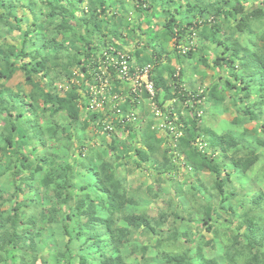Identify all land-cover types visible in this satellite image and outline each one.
<instances>
[{"label": "trees", "instance_id": "16d2710c", "mask_svg": "<svg viewBox=\"0 0 264 264\" xmlns=\"http://www.w3.org/2000/svg\"><path fill=\"white\" fill-rule=\"evenodd\" d=\"M124 1L0 0V177L9 176L12 189L6 199L0 190V264H47L44 254L48 251H52L54 264H132L122 255L126 247L141 260L135 264L153 261L145 258L150 247L154 259L159 256V264H198L195 254H191V245L196 255L204 259L202 264H264V190L257 192L248 204L240 197L237 214L233 208L223 206L237 194L225 188L229 175L221 177L225 167L233 165L238 173L264 180V164L254 150L237 155L238 147H245V131L240 136L217 133L200 124L202 118L197 116L202 109L197 102L204 99L206 103L222 105L225 112L232 110L233 124L249 121L254 124V133L264 135V34L248 45L228 42L237 34L252 35L254 25L264 24V0L250 6H245L247 0H178V6L175 0H129L144 21L151 23L158 16L164 19L161 24L154 22V28L147 26L142 31L147 37L145 41L137 38L133 28L129 29L130 35L139 40L134 65H153L149 79L155 94L150 101L157 104L164 117L168 112L166 121L181 132L174 151L194 174L204 170L210 174L220 198L217 207L207 200L196 206L194 202L202 191L193 185L188 194L191 203L186 208L177 209L171 198L164 200V207L153 215L149 211L128 212L126 206L136 207L142 198L160 199L164 197L162 191L138 188L129 192L121 171L131 159L136 167L148 164L157 179L164 174L171 176L177 169L173 158L167 155L168 146L161 150L164 141L153 130V122L132 126L124 120V112L134 107L136 98L133 102L127 98L120 105L123 129L131 132V138L136 135L138 147L118 141L117 133L108 135L110 132L103 131L98 118L105 116L86 112L91 87L97 85L91 70L99 65L94 53L104 46L100 39L122 38L116 15L108 11ZM169 3H174L173 7ZM20 10L29 15L26 24L19 16ZM127 14L128 10L123 8L120 23L128 25ZM14 32L21 40L18 48L6 41V35ZM192 35L212 48H190L180 54L177 46ZM172 41L174 47L169 56L166 45ZM69 47L73 51L67 53ZM213 50L219 53L208 61L206 55ZM164 55L167 58L161 64ZM61 57L66 58L64 63L60 62ZM172 57L176 67L170 64ZM189 59L204 70L212 65L217 71L218 79L200 95L182 87L184 63ZM108 70L115 76L117 67L108 66ZM18 72L24 76V86L30 87L28 93L22 87L13 90L6 86ZM220 73L224 75L220 77ZM37 77L47 81L40 85ZM113 78L115 89L111 94L136 97L128 87L123 94L118 91L123 84ZM58 83L67 86L62 95L56 90ZM140 96L150 98L145 91ZM168 101L169 105L177 101L188 103L185 117L178 106L171 110L163 108ZM82 109L86 111L82 113ZM106 114L110 115L108 111ZM93 124L104 149L98 152L88 148L82 153L80 148L74 157L76 132H71V127L84 131ZM105 137L110 138L109 142H104ZM198 143L205 145L210 154L198 150ZM255 143L264 148L263 138ZM63 148L70 151L72 158L56 164L53 153ZM246 188L251 190V186ZM173 191L178 203L184 205L183 197L187 194L178 187ZM25 192L33 196L32 203L18 201ZM45 199L49 202L46 208ZM5 201L11 203L9 212L1 210ZM218 211L228 218L220 217ZM195 223L197 227L192 232ZM58 225L59 228H52ZM54 230L57 236L62 230L66 239L59 248H54L52 242ZM202 232L212 238L206 240ZM136 233L145 237V245L133 244ZM152 240L154 244L150 243ZM216 249L218 257L204 258Z\"/></svg>", "mask_w": 264, "mask_h": 264}, {"label": "rangeland", "instance_id": "374dc122", "mask_svg": "<svg viewBox=\"0 0 264 264\" xmlns=\"http://www.w3.org/2000/svg\"><path fill=\"white\" fill-rule=\"evenodd\" d=\"M248 2L246 3L245 6H250V5H258L260 2L263 0H247ZM176 4L178 6V0H175ZM174 3H169V6L173 7ZM123 8L128 10V14L126 16V23H120V16H121V10L123 11ZM135 5L129 1L126 0L124 1V4H116L111 10L108 11V13L115 14V23L117 24V27L119 28L120 35L122 38L120 40H113L109 36L101 37L100 42L104 43V46L102 48L97 49V51L94 53V59L98 62V67L97 69L95 68L96 72L91 70V73L93 74V78H96L97 80V85H92L91 90H92V97L91 101L89 102V105L86 107L87 111L85 109H82V113H84V110L87 112V114H91L93 112H99L101 116H105L103 119L98 118V121L101 120V125L102 126H110L112 129L108 135L115 134L117 133V138L118 141L120 142H125L127 145H132V146H138L139 143L137 141L136 135L134 138H131V132L127 131L126 129H123V123L125 122L124 120L127 121V123L131 124L132 126H135L138 123H141V126L146 124V122H153L152 128L153 130H156L159 134V136L162 138L164 141L163 144L161 145V150L167 149V146L169 148L168 150V157L173 158V162L177 166V169L175 172L170 176L168 174H164L161 177L158 178V175L153 172V169L150 168L148 164H143L141 166H134L133 165V160L131 159L129 161V165H127L124 168H121L122 174L125 175V186L128 189L129 192L134 190L133 192L136 191V189L141 188V189H148V188H153L155 189H160L164 197H161L160 199L153 200V199H143L142 201L138 199V205L136 207L133 206H126V209L128 212H133V213H140L144 211H149L150 215L156 214L158 210L164 207V200H170L171 198L174 200L176 203L177 209L186 208L189 203H191L189 197L190 195V188L195 185L198 186L199 189H201L202 194H200L199 197H196L198 199L195 200L194 204L196 206L204 204V201L207 200L210 203H212L213 206H219L220 204V198L217 195V192L214 188V185L211 180L210 174L204 170L200 174H194L193 171L186 165H184L183 160L181 156L178 155L176 151H174L175 147V141L176 138L178 137L177 135H180L181 132L178 131V127L171 126V122H167L166 117H168V112L166 117L161 115V113L156 116L155 113L153 112L152 104L149 99L141 98L137 96L133 97L130 94L126 93L123 94V90L128 86L126 83L123 84L122 87L118 88V91L120 90L121 94L118 93H110L113 89H115L114 84H112V81L114 80L110 71L107 69L108 66L111 64H114V62L117 60L119 56H122L123 58H128L130 59V63H134V51L137 46V42L139 40H136L135 37H132L130 35V30L133 28L135 30V33L137 34V38L145 41L147 37L145 35L143 36L144 30L147 29V26H152L153 28L155 27L154 22L161 24L163 22V17L158 16L156 19L152 20L151 23L149 21H144L142 15L140 16L139 12H135L134 10ZM24 11H19V16H21L22 22L24 24L27 23L29 19V15L26 13H23ZM79 16V14H77ZM153 23V24H152ZM160 28V27H159ZM254 33L252 35H240L237 34L235 35L232 39H229L228 42L232 41H238L241 45H248L250 41L255 42L258 40V38L264 34V24L262 26H257L254 25ZM258 28V29H257ZM18 33L14 32L12 34H7L6 35V41L13 47L18 48L20 46V39L17 38ZM207 46V47H206ZM138 47V46H137ZM174 47V42H170L166 45V52H168L169 56L171 55L172 48ZM179 53L180 54H185L190 48L200 50L203 48H209V45L202 44L199 42V40L196 39L194 35L192 36H186L183 41L179 43L177 46ZM210 48H212L210 46ZM209 48V49H210ZM205 50V49H204ZM72 48L69 47L67 50V53L72 52ZM211 52L210 54L206 55V58L208 61H210L213 56L216 53H219V51ZM146 52L150 53V49H146ZM198 53V51H197ZM198 55H201V53H198ZM167 55L163 56V60L161 61V64L164 63L166 60ZM66 58L61 57L60 62H65ZM170 64L172 66H177L175 58H171ZM194 60L189 59L186 60L184 63V75L182 77V87L184 90L187 92H192V91H197V94L200 95L204 90H208L213 82L217 80L218 78L215 77V74H217V71L214 70L213 66L210 65L209 68L205 69L199 65L196 64ZM150 66V68H153L152 64H147ZM146 65V66H147ZM73 73L75 75H79L77 70L75 68H72ZM204 70V71H203ZM57 71L61 72L63 74V70L57 69ZM204 72V74H203ZM224 73H220L219 76H223ZM113 76V77H112ZM39 77L36 78V81L38 84L43 85L45 81H47V78L44 80L38 79ZM116 78V77H115ZM72 82H77L76 80H71ZM6 86L13 89L17 90V88L22 87L25 93H28L30 91L29 86H24V76L21 72L16 73L11 80H9L6 83ZM91 86V85H90ZM57 91L60 92L62 95L65 90H67V86L61 83H58L57 85ZM127 91V90H126ZM130 98L133 101H135V98L137 101L135 102L134 107L131 109H127L124 112L125 119L122 122V112L119 110L120 105L124 103V101ZM152 104H151V103ZM169 101L165 102L163 104V108H170L174 106H178L180 109V113L182 116H184V108H186V102H180L177 101L176 104L171 101L172 105H169ZM202 105V109L198 111L197 116H200L201 122L203 126H209L212 130L216 131L217 133H228L233 136H240L241 134L244 133L245 131V147L239 146L237 150L238 156L246 154L248 150H254L255 153L259 156V161L264 164V148L257 147L255 140L256 139H264V135L257 131L254 133L252 130L254 128V124L250 123L249 121H243L240 124H233L232 120L234 118V112L232 110H229L228 112H225L223 110L222 105H213L211 103H206L204 99H202L200 102L198 101L197 104ZM157 106V104H155ZM154 107V105H153ZM230 107V106H228ZM109 112L110 115H107L106 112ZM130 112H134L135 117L133 120H127L126 115H128ZM117 114H119L117 116ZM59 117L63 120V115H59ZM185 117V116H184ZM59 118V119H60ZM60 119V120H61ZM61 120V121H62ZM176 120V118H175ZM171 124V125H170ZM118 126H120L118 128ZM131 126V127H132ZM171 126V127H170ZM170 127V133L167 132V129ZM80 128L71 127V132H76V140L74 141V145L76 147L74 154V157L79 154V149L81 148L82 153L85 151H88L90 149L92 150H98V152L102 149H104V145L100 146V139L98 137L97 133V128L94 127L93 125L88 126L87 129L84 131L79 130ZM104 142H109L110 138L105 137ZM87 141H89L87 143ZM202 143V142H201ZM201 143H198V150H205L204 152H207V154H210V151L205 148V145L203 146ZM233 152V150H232ZM231 152V153H232ZM57 153V154H56ZM53 156L55 157V163L58 164V162H64L67 161L69 162L72 158V154L70 153L69 150L66 149H60L58 151H55L53 153ZM176 156V157H174ZM177 158V159H176ZM159 159V158H157ZM128 170L129 172H125ZM39 175H36V178L39 179ZM228 181L225 184V188L227 189V192H235L237 195L235 198L230 199L227 201L226 204L223 206L227 209L228 207H231L235 210V212L238 214V211L240 209L239 204L240 200L239 198L242 197L244 202H250L253 197L257 194V192H263L264 190V180L261 178L258 179H253L246 173H238V171L233 167V165H227L224 169V172L222 173L221 177L222 178H227ZM9 176H3L0 177V190L3 193L4 199L8 197L7 193L12 191L10 185H9ZM159 180V181H158ZM198 181V182H196ZM251 186V190H248L246 187ZM178 187L180 188L184 193L187 195L183 197V203L184 205H180L178 203V199H176L173 188ZM204 191V192H203ZM26 200L27 202H33V196L30 194H27L26 192L19 195L18 201H24ZM182 200V199H181ZM203 201V202H202ZM44 208L48 206V201L45 199L44 201ZM193 204V203H192ZM248 204V203H247ZM11 208V203L5 201L2 206L1 210L9 212ZM218 214L222 218H228L224 213H220L218 211ZM123 225V224H121ZM60 226H53L52 228H59ZM184 227V226H183ZM197 224H193L191 227L192 232L196 229ZM51 234V231L50 233ZM54 235L53 239V244H55L54 248H59L62 246V241L65 242V237L62 235V230H60V236L56 235V231L54 230L52 232ZM195 235L197 233H194ZM202 235L206 240H210L212 237L210 234L206 232H202ZM194 236V235H193ZM43 242V238L41 239ZM133 244L135 243L138 246L145 245L146 240L145 237L142 235H139V233H136L133 238ZM150 243L154 244V240H152ZM217 246H219V242H214ZM51 246V245H50ZM49 246V250L51 247ZM178 249V247H176ZM191 254H195L194 260L198 262V264H202L204 259H200L198 255L195 253L194 245H191ZM171 249V248H170ZM177 249H173V251H176ZM172 250V249H171ZM49 253H45L44 257L46 258L47 264H54L52 260V256L50 253L52 251H48ZM122 255L127 258L128 263H137L140 262L141 260L139 259L138 255L136 254H131L130 253V247H126L125 249H122ZM154 251L152 247H150L149 251L146 254L147 259L153 261H149V264H159V261L156 259V257L159 258V256L155 255L154 259ZM219 251L216 249L214 252H207V255L204 256V258H210V257H218ZM146 259V260H147Z\"/></svg>", "mask_w": 264, "mask_h": 264}, {"label": "built area", "instance_id": "2783aa9c", "mask_svg": "<svg viewBox=\"0 0 264 264\" xmlns=\"http://www.w3.org/2000/svg\"><path fill=\"white\" fill-rule=\"evenodd\" d=\"M129 61L130 59L119 56L114 64L110 65L111 67H117L115 77L119 79L122 84L126 83L128 85V89H130L129 91L133 92L137 97H141L140 95L142 94V91H145L147 94H149V100H151L155 92L153 82L149 79V74L151 71L150 66L147 65L144 68H138L136 65H134V63L132 64ZM152 108L156 116L161 113L159 107H157L155 104H152ZM134 114V112H130L128 115H126L127 120H133L135 117ZM111 129L112 128L110 126H103V131L110 132ZM168 129L170 130V127Z\"/></svg>", "mask_w": 264, "mask_h": 264}]
</instances>
